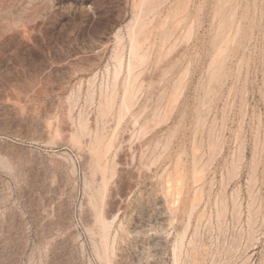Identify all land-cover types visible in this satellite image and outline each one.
<instances>
[{"label":"rangeland","instance_id":"obj_1","mask_svg":"<svg viewBox=\"0 0 264 264\" xmlns=\"http://www.w3.org/2000/svg\"><path fill=\"white\" fill-rule=\"evenodd\" d=\"M176 262L264 264V0H0V264Z\"/></svg>","mask_w":264,"mask_h":264},{"label":"bare ground","instance_id":"obj_2","mask_svg":"<svg viewBox=\"0 0 264 264\" xmlns=\"http://www.w3.org/2000/svg\"><path fill=\"white\" fill-rule=\"evenodd\" d=\"M138 18H140V17H137V18H135V23H134V25L132 26V28H131V31H130V45H131V49H130V51H131V55H132V57H134V56H137V49H138V46H139V43H140V41L137 39V30H136V28L138 29V27H139V29H140V26H141V28H142V24H143V28H144V23H142V24H140L139 26H137L136 28H134V26H135V24H137L136 23V21L137 22H139V20H138ZM141 19V18H140ZM142 20V19H141ZM143 30V29H142ZM140 31H141V29H140ZM140 37V36H139ZM130 55V56H131ZM138 57V56H137ZM129 61V60H128ZM117 66H119L120 68H121V59L119 60V64L117 65ZM118 67V68H119ZM128 69V68H127ZM130 71V70H129ZM128 71V72H129ZM129 74V73H128ZM130 85H132L131 83H130ZM133 86V85H132ZM134 88V87H133ZM113 90V89H112ZM126 90V89H125ZM132 91V89L130 88L128 91ZM113 92V91H112ZM111 92V93H112ZM129 93H131V92H129ZM106 95V94H105ZM131 96V95H130ZM133 98H134V96H133ZM128 100H129V97H128ZM130 101V100H129ZM132 101V100H131ZM105 104V103H104ZM106 110H107V108H106ZM103 116V115H102ZM115 129V128H114ZM115 131V130H114ZM113 132V131H112ZM102 133H103V131H102ZM107 135V134H106ZM124 138V137H123ZM112 140V139H111ZM123 140V139H122ZM99 141V140H98ZM102 141V140H101ZM100 142V141H99ZM98 142V143H99ZM116 142V141H115ZM96 143V142H95ZM74 144V143H73ZM75 144H76V142H75ZM78 144V143H77ZM84 145V144H83ZM96 145H98L99 146V144H97L96 143ZM106 146H108V145H106ZM105 146V147H106ZM83 147V146H82ZM97 147V146H96ZM79 148V147H78ZM84 148V147H83ZM83 148H80V149H82L83 150ZM100 148V147H99ZM109 148V147H108ZM98 149V148H97ZM104 150V149H103ZM102 150V152H105V151H103ZM105 150H106V148H105ZM109 150H111L110 148H109ZM91 151V150H90ZM98 151H100L99 149H98ZM109 151H107V153H108ZM106 153V154H107ZM94 154H95V152L92 154L93 156H94ZM100 154H102V153H100ZM104 154V153H103ZM106 154H104V155H106ZM90 155V154H89ZM95 156L96 157H93V158H98V159H100L99 158V156H101L102 158L103 157H105V156H103V155H99V153L96 151V154H95ZM97 159V160H98ZM90 160V159H89ZM95 160V159H94ZM91 161V160H90ZM98 161H100V160H98ZM93 162V164H94V162L96 163V160L95 161H92ZM97 164H100V162H97L96 163V166H97ZM105 164V163H104ZM95 165V164H94ZM95 167V166H94ZM97 168V167H96ZM168 194V193H167ZM99 213H100V211H98ZM96 214H97V212H96ZM99 218V217H98ZM96 219V218H95ZM101 219V218H100ZM100 219H99V221H100ZM104 222V223H103ZM103 222H101V225H102V227L104 226V225H107V224H105V221L103 220ZM100 223V222H99ZM104 224V225H103ZM105 228V227H104ZM108 229V228H107ZM107 229L106 230H104V229H102V230H104V232L105 231H107ZM99 232V231H98ZM102 232V231H101ZM102 235L104 234V233H101ZM99 235V234H98ZM105 236V235H104ZM104 236H102V237H104ZM104 239V238H103ZM101 241H102V239H101ZM105 241H107V240H105ZM105 241H104V243H105ZM103 247H104V245H102ZM102 249V248H101ZM175 251V250H174ZM105 252V251H104ZM103 255V254H102ZM179 256V255H178ZM175 263V262H174ZM176 264H177V262H176Z\"/></svg>","mask_w":264,"mask_h":264}]
</instances>
